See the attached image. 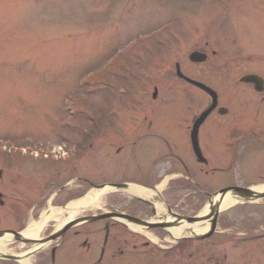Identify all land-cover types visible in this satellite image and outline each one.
<instances>
[{"label": "rangeland", "instance_id": "374dc122", "mask_svg": "<svg viewBox=\"0 0 264 264\" xmlns=\"http://www.w3.org/2000/svg\"><path fill=\"white\" fill-rule=\"evenodd\" d=\"M135 39L126 57H115ZM200 49L208 51L207 64L190 65L188 55ZM242 54L250 62L238 61ZM233 57L238 58L232 61ZM124 59L143 81L132 74V79L115 81L118 92L130 91L121 99L120 93L105 89L107 79L117 77L114 71L109 75L106 64L110 60L113 69ZM176 61H184V71L198 77L208 76L210 68L214 76L226 67L236 76L254 70L256 62L264 61V0H0V149L6 148L2 140L18 139L25 147L47 150L70 132L69 127L71 132L84 125L89 128L96 109L104 112L107 107L117 118L151 116L145 112L157 107L152 93L158 86L156 101L170 100L159 109L154 127L167 132L166 125L178 123L181 137L178 141L172 137V142L185 160L193 162L188 127L207 97L187 87L176 94V87L183 85L175 75ZM211 80L223 96L218 80ZM171 87L174 92L168 93ZM70 94L77 101L67 100ZM243 104L234 106L242 121L249 116ZM221 122L225 120L215 114L205 123L200 145L211 166L223 169L200 174L198 179L213 190L264 182V146L253 147V141L245 143L237 158L235 165L243 171L224 173L231 156L228 149L224 154L222 136L227 128ZM109 143L101 142L87 152L86 176L93 174L95 155L102 159L101 167L106 164ZM101 170L107 174L105 168ZM180 194L181 201L190 196L187 191ZM222 214L221 230L227 233L186 244L185 251L154 257V264H264V240L243 245L236 233L243 216L240 209L234 206ZM249 214L264 222V202L247 207L244 215Z\"/></svg>", "mask_w": 264, "mask_h": 264}, {"label": "flooded vegetation", "instance_id": "af4514ba", "mask_svg": "<svg viewBox=\"0 0 264 264\" xmlns=\"http://www.w3.org/2000/svg\"><path fill=\"white\" fill-rule=\"evenodd\" d=\"M243 94H245L243 91L234 88L232 92L227 93L225 101L234 108L236 102L242 100ZM254 95L256 99L254 112L264 116V92L254 93ZM230 114L232 111L229 109L225 116ZM157 115L158 112L154 111L151 118L113 117L109 118L105 124H98V126H105L106 133L97 134L95 137L101 140L106 136L110 146H114L115 143L112 144L114 141L125 140H133L134 144L138 142H150V144L146 145L148 149L142 153L125 150V145H120L115 152L120 157L125 151L126 158L112 160L106 168L107 174L97 168L100 164L96 160L91 180L85 178L83 151L76 143L73 149L60 156L50 154L42 156L35 151L30 153L28 150L3 153L0 157V190L4 195V203L1 207L7 213L0 216V230H11L15 234H20L22 238L3 240H8V243H5H7L9 252L2 253L0 264H22L20 261L11 260L9 258L11 256L20 260L26 259L30 262L29 264L52 263V246L39 254H34L36 245L23 241L27 240L24 236L25 231L32 222L41 218L45 209L49 208V200L54 194L56 195L52 205L60 207L65 205L70 198L82 194L86 184L94 188L107 184L132 183L146 189L156 190L168 178V184L163 192L154 194L150 199L153 206L135 198L113 197L108 202V210L114 218L101 219L75 227L55 245L54 264H142L140 256H143L144 263L148 264V256L150 257L152 250L157 247L147 241H142L144 235L141 232L129 228L116 216L125 215L132 219L149 222L157 217L155 204L162 202L169 206L168 214L176 216V208H179V205H176V155H168L158 142L160 137L167 139L181 137L180 127L177 123L176 127H174L175 124L166 125L167 132L158 127L155 128L154 124L158 121ZM99 151L101 150L99 149L97 153ZM109 153L107 152V157L110 156ZM43 191L45 194L41 197ZM99 215L101 216L100 213ZM159 217L163 218L165 214L162 213ZM53 228L56 226L50 225L47 228V234ZM250 228L248 226V229ZM242 229L245 230V227ZM150 232L153 235L161 233L159 230ZM149 263L154 264V262Z\"/></svg>", "mask_w": 264, "mask_h": 264}, {"label": "bare ground", "instance_id": "6f19581e", "mask_svg": "<svg viewBox=\"0 0 264 264\" xmlns=\"http://www.w3.org/2000/svg\"><path fill=\"white\" fill-rule=\"evenodd\" d=\"M255 191L258 192H264V185L254 187ZM129 194L131 195H138V196H144L146 193L143 189L137 188V187H131L128 190ZM110 193L109 189H105L102 192L99 191H93L88 196L83 198L81 201L72 203L65 211H59V212H52L50 215H48L46 218L44 217V220L40 223L34 224L32 227L27 230V235L31 236H38L40 231L43 229L44 224L48 223V221L53 219H58L59 223L62 222L63 218L61 216L63 214H67L66 220L74 218L76 215L83 211H96L99 210L100 207H102L103 201L101 200V196L104 194ZM215 201V200H214ZM236 203H238L237 199L235 197H232L230 195H227L220 203L221 210H226L228 208H231ZM159 212H165V209L163 206H158ZM201 215L203 216L201 218L202 221L199 223L192 225V226H178V227H168L167 231L170 232L172 238L174 240L182 239L185 237H189L194 234H200L204 233L209 228V221L210 218L209 214V208H205ZM205 215V216H204ZM172 220L171 217L167 216L163 219L165 222H170ZM8 251L6 243H4L2 240H0V252ZM23 264H29V261H23Z\"/></svg>", "mask_w": 264, "mask_h": 264}, {"label": "water", "instance_id": "95a60500", "mask_svg": "<svg viewBox=\"0 0 264 264\" xmlns=\"http://www.w3.org/2000/svg\"><path fill=\"white\" fill-rule=\"evenodd\" d=\"M205 56H201V55H199V54H194L193 56H192V60H195V61H203V60H205ZM182 76V75H181ZM245 81H249V82H256L255 81V78H253V77H249V78H246L245 79ZM194 83V82H193ZM201 88H203V89H205L206 91H208L209 93H212L213 94V96H214V98H215V94L210 90V89H208V88H206V87H204V86H200ZM215 106V105H214ZM213 106V107H214ZM210 111H208V113H209ZM208 113L206 114V116L208 115ZM205 116V117H206ZM204 120V119H203ZM202 120V121H203ZM201 121V122H202ZM200 124V123H199ZM198 124V125H199ZM198 125H197V127H196V130H195V132H194V134H193V143H194V146H195V148H196V150L198 151V141H197V128H198ZM198 154H199V157H200V153H199V151H198ZM232 191L235 195L237 194V195H240V196H242L243 194H246V196L247 197H249V198H255V199H260V198H264V194H259V193H255V192H253L252 190H245V189H241V188H234V189H225V190H223L222 191V197H224L227 193H228V191ZM213 211H212V215H216L217 214V212H218V208L217 207H213V209H212ZM91 220H94V218H92ZM196 219H188V221L189 222H194Z\"/></svg>", "mask_w": 264, "mask_h": 264}]
</instances>
